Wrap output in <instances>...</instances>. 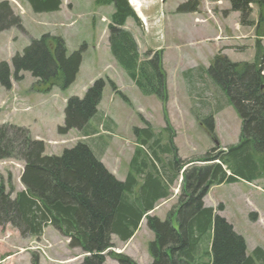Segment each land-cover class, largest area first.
Listing matches in <instances>:
<instances>
[{
  "label": "trees",
  "instance_id": "16d2710c",
  "mask_svg": "<svg viewBox=\"0 0 264 264\" xmlns=\"http://www.w3.org/2000/svg\"><path fill=\"white\" fill-rule=\"evenodd\" d=\"M24 1L35 14L58 12L62 5V0ZM229 2L231 11L239 13L241 25L256 27L257 34L263 37L264 0ZM95 4L114 7L108 41L116 62L142 95L154 96L166 105L168 78L163 51L148 50L141 60L137 42L125 28L128 20L140 23L129 1L95 0ZM253 6L258 7L256 21L252 19ZM178 11L194 10L188 3ZM10 28L22 29L21 18L8 1H3L0 33ZM85 49L86 45H82L68 53L63 39L43 35L12 59L15 73H11L7 62L0 63V86L9 90L12 75L28 72L44 86L67 89L76 81ZM255 49L251 63L232 62L219 54L207 70L241 120L240 142L226 151L214 148L202 160L189 164L177 158L169 125L165 144L163 134L154 132L149 123V127L134 129L137 146L124 181L116 179L85 142L64 150L61 156H48L45 144L32 139L29 130L1 126L0 159L16 158L24 163L21 182L25 190L8 191L0 185V226L11 225L23 237L37 238L51 226L70 240V248L81 249L86 255L81 264H104L107 256L118 264H136L130 257L110 251L112 237L129 242L146 219L155 236L149 244L151 264H264V250L257 247L247 255L243 238L214 208L204 204L211 187L264 179V47L260 40ZM104 88V81L99 79L83 98L67 100L60 135L72 130L82 131L85 137L96 134L90 122L98 114ZM198 117L214 135V115ZM195 162L204 165H191L183 172ZM180 177L181 194L175 210L164 221L150 216L161 200L170 197Z\"/></svg>",
  "mask_w": 264,
  "mask_h": 264
},
{
  "label": "rangeland",
  "instance_id": "374dc122",
  "mask_svg": "<svg viewBox=\"0 0 264 264\" xmlns=\"http://www.w3.org/2000/svg\"><path fill=\"white\" fill-rule=\"evenodd\" d=\"M3 1L10 3L22 22V29L10 28L0 33V63L7 62L12 74L15 55L43 35L63 39L68 53L86 45L80 72L67 89L44 86L28 72L12 75L9 90L0 86V127L14 125L29 130L32 139L45 144L46 155L61 156L64 150L85 142L107 170L124 181L137 146L134 129L149 127L148 123L154 132L163 134L162 144L167 140L165 129L170 126L177 158L188 164L202 160L214 148L226 151L240 142L241 120L207 70L219 54L232 62H253L257 41L264 47V34L260 37L256 27L242 26L240 15L231 11L229 0H128L140 23L128 20L125 28L133 34L141 60L148 50L163 51L168 78L166 105L154 96L142 95L112 56L108 24L113 5L97 6L95 0H62L60 11L35 14L24 0L0 3ZM188 3L194 11H178ZM136 4L141 8H136ZM252 19H258L257 6H253ZM99 79L105 88L98 114L90 122L96 134L85 137L82 131L72 130L60 135L58 129L64 125L67 100L83 98ZM210 114L214 115V135L198 117ZM195 164L204 165H190ZM23 170L24 163L19 159H0V185L8 191H23ZM181 184L182 177L176 180L170 197L161 200L150 216L164 221L175 210ZM204 204L214 208L243 238L247 255L257 247L264 250V179L252 184L240 181L211 187ZM154 239L144 219L129 242L113 236L110 251L122 253L136 264H151L149 244ZM69 242L51 226L39 238L23 237L11 225L0 226V264H81L86 255L81 249L70 248ZM104 264L118 263L107 256Z\"/></svg>",
  "mask_w": 264,
  "mask_h": 264
},
{
  "label": "bare ground",
  "instance_id": "6f19581e",
  "mask_svg": "<svg viewBox=\"0 0 264 264\" xmlns=\"http://www.w3.org/2000/svg\"><path fill=\"white\" fill-rule=\"evenodd\" d=\"M130 1H131V0H130ZM131 2L134 3V0H132ZM135 7L138 8V9L141 8L139 4H136ZM142 17H143V15H142ZM143 18H144V17H143Z\"/></svg>",
  "mask_w": 264,
  "mask_h": 264
},
{
  "label": "water",
  "instance_id": "95a60500",
  "mask_svg": "<svg viewBox=\"0 0 264 264\" xmlns=\"http://www.w3.org/2000/svg\"><path fill=\"white\" fill-rule=\"evenodd\" d=\"M217 145H219V144L217 143ZM188 167H189V166L185 167V168H184V171H185Z\"/></svg>",
  "mask_w": 264,
  "mask_h": 264
},
{
  "label": "crops",
  "instance_id": "0c3cea01",
  "mask_svg": "<svg viewBox=\"0 0 264 264\" xmlns=\"http://www.w3.org/2000/svg\"><path fill=\"white\" fill-rule=\"evenodd\" d=\"M80 72V71H79Z\"/></svg>",
  "mask_w": 264,
  "mask_h": 264
}]
</instances>
